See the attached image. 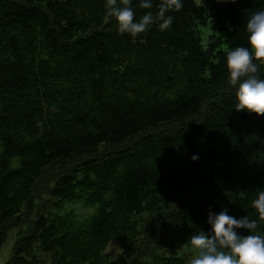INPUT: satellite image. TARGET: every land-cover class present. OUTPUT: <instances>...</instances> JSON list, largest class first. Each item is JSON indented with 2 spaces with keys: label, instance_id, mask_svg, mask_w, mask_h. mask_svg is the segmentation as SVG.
Returning a JSON list of instances; mask_svg holds the SVG:
<instances>
[{
  "label": "trees",
  "instance_id": "trees-1",
  "mask_svg": "<svg viewBox=\"0 0 264 264\" xmlns=\"http://www.w3.org/2000/svg\"><path fill=\"white\" fill-rule=\"evenodd\" d=\"M141 3L131 0L135 21L158 13L160 0ZM182 3L168 29L132 36L106 0H0V248L45 171L74 163L46 186L50 205L9 263L99 264L116 239L125 264H188L187 240L210 233V212L258 219L264 116L236 111L226 56L249 47L246 21L264 0ZM192 190L202 194L164 209ZM146 210L170 214L175 242L140 258L132 237Z\"/></svg>",
  "mask_w": 264,
  "mask_h": 264
},
{
  "label": "clouds",
  "instance_id": "clouds-1",
  "mask_svg": "<svg viewBox=\"0 0 264 264\" xmlns=\"http://www.w3.org/2000/svg\"><path fill=\"white\" fill-rule=\"evenodd\" d=\"M131 0H106V13L115 18L121 34L136 36L147 31L153 23H159L161 30L168 29L173 17L167 15L171 10L179 11L182 0H160L158 13L147 12L137 22L131 8ZM141 7L151 9V0H142ZM249 47H236L228 51L226 66L229 83L237 86L236 111L246 110L264 116V79L259 75L264 66V10L253 11L246 21ZM198 159L197 156L192 157ZM251 206L258 213V219L248 216L236 219L227 214L209 213L210 233L198 232L190 237L188 243L194 252L190 264H264V234L258 233L259 222L264 221V191H260ZM238 229L249 234L240 235Z\"/></svg>",
  "mask_w": 264,
  "mask_h": 264
},
{
  "label": "rangeland",
  "instance_id": "rangeland-1",
  "mask_svg": "<svg viewBox=\"0 0 264 264\" xmlns=\"http://www.w3.org/2000/svg\"><path fill=\"white\" fill-rule=\"evenodd\" d=\"M215 93L216 92H214L213 94ZM207 100H211V98ZM205 104L206 102L204 100L203 107ZM183 122L184 121H181L177 124H182ZM171 126L173 125H165L164 123H162L156 129L167 130L171 129ZM73 164V162H62L57 165L50 166L45 171L44 176L41 178V182L37 184V192L33 196V207L23 206L21 212L12 218V222L14 220H17L18 225H13L6 230L5 240L3 241L0 248V264H12L11 262L9 263V259L11 258L15 243L22 235H24L25 232L30 229L33 221L36 219L38 214L42 212L46 206L50 205L51 200L49 188L45 189L46 186L49 183L53 182L56 175L59 174L62 169H71ZM192 191L193 192H191V194H188L189 192L187 191L179 194L175 199V202L168 207H164V209L168 210L174 206L179 205L182 201H184V203H187L191 198L196 199L199 197L198 195L202 194V191L200 190ZM224 206V208L226 209L227 207L225 204ZM82 211L86 213L88 211H92V209H83ZM227 214L235 217L236 219H240L239 215L236 214V212L233 213L232 211H230V209H227ZM168 217L170 218V214L168 212L154 210L143 211L136 217L137 219L135 221L134 233L132 238L134 239L135 243L138 242L142 246V252L139 254L140 258L142 257L143 253L154 250L155 244H158L161 248H167L168 246L169 248L172 247V243L175 242V239L173 238V236L175 235V228L173 226V218L169 219ZM189 239L190 237L188 238L187 244L185 245V247L191 251L188 264H190V261L194 256V252L188 243ZM122 250L123 245L118 240H110L104 250L108 261L103 258L99 264H107V262H113V264H125L126 260L120 257V253Z\"/></svg>",
  "mask_w": 264,
  "mask_h": 264
}]
</instances>
